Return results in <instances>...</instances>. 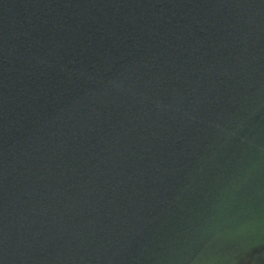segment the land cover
I'll use <instances>...</instances> for the list:
<instances>
[{"label": "water", "instance_id": "obj_1", "mask_svg": "<svg viewBox=\"0 0 264 264\" xmlns=\"http://www.w3.org/2000/svg\"><path fill=\"white\" fill-rule=\"evenodd\" d=\"M0 264H264V0H0Z\"/></svg>", "mask_w": 264, "mask_h": 264}]
</instances>
